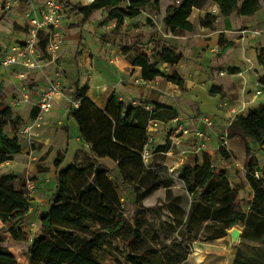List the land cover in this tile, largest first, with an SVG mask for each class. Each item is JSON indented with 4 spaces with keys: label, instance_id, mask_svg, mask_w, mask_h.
<instances>
[{
    "label": "crops",
    "instance_id": "1",
    "mask_svg": "<svg viewBox=\"0 0 264 264\" xmlns=\"http://www.w3.org/2000/svg\"><path fill=\"white\" fill-rule=\"evenodd\" d=\"M241 2L242 0L238 1L239 4ZM163 3V0L159 2L157 10L154 7L155 13L148 12L151 11V6H148L135 19L120 21H109L106 12L97 11L85 24L80 23V15L70 13L66 8L63 11L61 26L58 28L61 34L63 33L62 46L57 47V53L47 48V54L51 59L41 61L42 70L28 71L26 80L19 83L13 80L12 73L25 70L22 66H0V83L3 85L0 113L6 112L10 121L15 122L18 119L23 125L21 128L31 121L30 114L40 92L50 83L60 82L61 87L70 90L69 93L65 91L66 94L61 91L63 98L53 96V108L42 122L45 131H50L40 134L42 136L40 138L29 140L28 147L20 142L21 153L15 158L25 160L28 169L26 174L37 173L33 162L42 151L48 153V160L56 153L65 151L67 162H72L77 155L89 157L90 147L81 137L75 120L69 116V104H73L71 92L76 86L86 87L85 97L100 109H103L109 98L115 95L126 107L143 106L147 110H152L155 105H161L174 110L177 113L175 118L167 121L154 120L157 123L156 130L149 136L147 134L148 140L143 150L149 153L150 150L155 151L157 147L168 145L166 152L170 153L168 156L155 153L154 155L162 157L160 163L167 166V170L168 167H172L179 173L185 167L202 166L204 160L208 159L212 168L226 172L231 187L238 188V200L252 201L253 191L245 179L244 147L238 139H227L225 132L235 117L245 116L248 110L264 103V87L259 85L263 67L258 64L260 51L263 50L264 54V8L252 16L232 13L223 18L217 4L207 1L200 9L193 8L187 19L194 25L193 32L176 37L172 36L162 23L167 8ZM0 5L2 6L0 60H2L14 55L13 49L24 41L30 31L26 25L29 26V20L35 16H40L43 0L21 2L0 0ZM207 14L216 17L212 29L198 25V20ZM102 18L106 19L104 25H107V30H102L97 24V20ZM151 39L167 43L182 56L175 70L184 81L183 89L162 77L145 82L141 78V69L132 67L125 61L121 46H130L138 42L145 47ZM159 70L162 74L169 72L165 64H162ZM26 81L29 85L24 87ZM211 87L219 90V93H209ZM77 107L78 104L75 108ZM200 116H209L214 121V127L208 133L205 142L206 150L191 151L187 155V162L179 165L180 154L193 150L195 142L193 130L197 127ZM219 142H223L228 154L227 159L219 154ZM247 143L251 149L250 141L247 140ZM33 145H42V148L37 152L32 148ZM256 145L257 150L264 152V143ZM149 159L151 160L150 155ZM252 159L256 164L257 159L254 157ZM100 161L108 170L115 169V164L107 158ZM150 163L153 165V162ZM43 167L47 168L48 176L36 181L37 190L38 186L41 190L36 191L31 197L27 218L22 225L25 227L28 223L34 222L32 235L31 230L23 228L28 234L27 248L40 233L39 214L48 211L49 200L56 187L57 170L53 165ZM61 168H65L64 164ZM1 172L18 175L11 170V166L5 167ZM257 174L261 176V173ZM9 241L16 244L10 237ZM225 241L226 237H223L212 243H199L201 245L194 247L193 263L209 264L208 256L214 251L222 253L225 250ZM231 259L232 262L233 255Z\"/></svg>",
    "mask_w": 264,
    "mask_h": 264
},
{
    "label": "trees",
    "instance_id": "2",
    "mask_svg": "<svg viewBox=\"0 0 264 264\" xmlns=\"http://www.w3.org/2000/svg\"><path fill=\"white\" fill-rule=\"evenodd\" d=\"M160 1L94 0L87 7L72 6L69 12L80 15L81 24L87 23L97 11L106 12L109 21H120L135 19L151 5L157 10ZM207 1L217 4L223 18L232 13L252 16L264 7V0H242L240 4L237 0H178V3H172L166 8L162 20L165 29L176 37L193 32L194 25L187 19L193 8L200 9ZM215 19V16L207 14L203 19L198 20V25L212 29ZM43 47L44 45L41 49ZM121 53L129 65L141 69L143 81L151 82L157 77H162L165 81L183 89L184 81L175 70L182 56L167 43L159 39H151L144 47L136 42L130 46H121ZM162 64L167 65L169 70L167 74L160 72L159 67ZM258 64L263 67L259 85L264 87L263 50L259 53ZM86 90V87H75L73 99L78 103V107L71 115L78 125L81 137L90 147V153L97 151L99 157L118 156L119 152L117 153L116 150L124 148L130 154L131 164L139 170L141 153L148 140L146 132L148 122L167 121L175 118L177 113L161 105H155L152 110H147L143 106L126 107L115 95H112L105 107L100 109L85 97ZM209 93H219V90L211 87ZM2 100L3 85L0 83V108ZM3 115L4 112L0 113V165L21 153V144L17 135L8 136L4 131L1 121ZM16 121L19 122L18 119ZM225 137L238 139L244 147L245 179L253 191V199L250 202L238 200V188L231 187L226 172L212 168L208 159L204 160L202 166L185 167L177 179L191 199L186 215V228L202 230V240L212 241L225 237L228 230L240 225L243 229L232 264H264V175L251 160L247 143V140L258 145L264 143V103L248 110L245 116L235 117L227 127ZM167 150L168 145L160 146L154 153L163 155ZM219 154L224 159L228 158L223 146L219 147ZM65 155L66 151L58 153L53 161V166L57 170L55 191L50 197L48 211L39 214L40 233L27 248V262L28 264H104L96 257L103 251L104 235L116 236L127 229L126 220L121 212L104 216L102 211L106 209H101L97 201H94L97 197V200L105 198L108 201L109 193L102 188L105 181L109 182L106 177L109 170L104 167L99 168L100 174L94 175L92 181L86 183L78 194H72L69 191L66 175L71 169L80 172L83 167L78 168L76 164H70L61 168ZM116 164L122 178L127 179L122 169L123 163L118 160ZM149 167L150 169L142 168L136 182H132L138 193H140L139 188H142L138 200L145 199L159 189L167 190L172 186L171 180L164 182L160 179V173L168 171L165 166L161 163H153ZM255 173H261V176L256 178ZM150 177L151 179H148ZM79 182L81 181H77ZM106 186L107 184L105 188ZM81 195L90 196L89 205L87 202L83 204ZM102 201H99V204L104 206L106 202L104 199ZM29 206L30 199L25 192V178L12 173H3L0 170V264H19L2 244L4 236L10 237L15 242L28 241V234L23 230L22 225ZM140 221L136 218L135 228L129 230L132 244L138 240V230L143 227ZM127 264L144 263L131 259Z\"/></svg>",
    "mask_w": 264,
    "mask_h": 264
},
{
    "label": "rangeland",
    "instance_id": "3",
    "mask_svg": "<svg viewBox=\"0 0 264 264\" xmlns=\"http://www.w3.org/2000/svg\"><path fill=\"white\" fill-rule=\"evenodd\" d=\"M21 1L23 0H19V2ZM163 1V5H166L168 7L170 4L176 3L177 0ZM148 12L155 13L153 5H151V11ZM66 14L68 15V13H65V15ZM105 22L106 19L103 18L97 20V24H99V27L104 25ZM152 25L154 24L152 23ZM120 27L122 26H117V28ZM26 28L29 29V26L26 25ZM58 28H60V26ZM53 35H56V37H53ZM62 43L63 33L61 34V31L59 29L52 30L50 33L37 32L35 39V46L38 50L37 58L41 61L51 59V56L47 54V48H50V46L52 45V48L50 50H54L57 53L58 51L56 47L62 46ZM43 45L44 47L43 49H41ZM56 61L58 60L56 59ZM26 85H29L28 81L23 84L24 87H26ZM57 88L60 92L62 91L63 94H66L65 91H68V93L70 91L61 87L60 82L57 83ZM74 93L75 88L70 95H72V101L76 102L73 99ZM63 94L61 95V98H63ZM40 101L41 97L39 96L36 105L33 107V111L30 114L31 121L28 123L30 127L32 126V132L35 134H33V136L31 137H28L26 139V143L23 142L25 138L22 137L20 141V136L18 137L19 142H21L25 147L29 146V140L40 138L42 137L40 136V134L48 133L50 131L46 130V132L43 128V118H45V116L49 113L43 114L39 111L38 104ZM75 109L77 108H75L73 104H69L70 117H72L71 114ZM7 115L8 114L4 112L5 117L1 118L5 133L8 136L14 135L12 134V132L18 134L23 125H21L20 122L17 121H10ZM249 144L252 145V148L250 149V158L251 160H253V157L257 159L256 166L259 170H261L262 175H264V152L257 150V145L254 144V142L250 141ZM32 148L39 152V150L42 148V145H33ZM153 151L154 150L149 151V155L151 156V160H149L153 163H160L162 157L158 155L155 156ZM42 152L38 153V158L33 162V167L37 171L35 175H32V173L29 175L26 174L28 169H26L25 160L23 158L16 159L14 156L11 160L5 161L6 163H8L7 165L4 164L5 162L1 163L0 165V170H4L5 167L8 168L9 166H11V170L16 172L19 176L25 178V185L27 181L35 183L34 189L31 193V197L35 195L34 193L36 191L41 190L39 189V186L37 190L36 181L38 182V179H40L41 177L47 178L48 176L47 168L43 166L53 165V161L57 155L56 153L53 158L48 160V153ZM116 152H119L118 156L109 155V157H99L97 155L98 152L94 151V153L92 152L89 154V157H91L92 159H89L85 155H77L75 159L73 158L72 162H67L68 158H65L63 163L64 167H68V165L70 164H76L78 168L83 167L80 172L73 171L74 169H71L66 175L69 184V191L75 195L78 194V192L83 188L84 185H86V183L92 181L94 175L100 174L99 168H106V165H104L103 162L100 161L102 158H107L113 164H115V169L109 170V172L106 173V177L109 180V182L105 181V185L107 184V188H105V185L102 188L103 191L105 189L109 193V195L107 196L108 201L103 198L106 202L104 203L105 207L103 206V204H99V201L101 202L103 200L102 198L97 200V197L94 201H97V204L99 205V207H101V209H106L102 211V215L104 216L111 215L114 212H121L126 220L127 229H125L123 233L116 236L104 235V248L102 252L96 255L97 259L104 264H112L114 262L127 264V261L131 259L140 260L144 264H194V247L201 245L199 243H212L214 240L203 241L201 237L202 230L195 231L186 228V215L190 208L191 199L183 189L182 184L178 181L177 178H172L168 171L160 173V179L164 182H168L171 180L172 186L167 190L159 189L145 199L138 200V195L142 193V188H139L138 191H140V193H138L132 184L136 182L142 168L150 169L149 165L151 163L150 161L148 164L144 163L141 158V168L138 170L131 164L129 159L130 154L127 153L126 149L119 148V150H116ZM40 154L41 156H39ZM118 160L123 163L122 169L127 175V179L122 178V176L118 172L116 164V161ZM44 161L46 162L43 163ZM96 170H98L97 173ZM81 176L83 177L80 178ZM148 179H151V177ZM77 181L81 182L77 183ZM90 195L96 196L95 194ZM81 196L83 204L87 202V205H89L91 202L90 196ZM31 197L29 198L30 200ZM246 210H248V208ZM25 218H27V215ZM136 218L141 220L140 223H142L143 227L138 230V240L136 241V243L132 244L130 240L129 230L135 228L134 222ZM23 228H26V230H31L30 235H32V230H34V222L28 223ZM234 229L238 230V232L241 234L243 227L240 225H236L227 231L225 236V250H223L222 253H220V251H214L212 255H209L207 260L209 264H232L231 257L233 255L234 259L241 236L239 235L236 241H233L231 230ZM16 244L12 241H9L8 236H4V242L2 246L8 249L13 254L19 264H28L26 258V242H16Z\"/></svg>",
    "mask_w": 264,
    "mask_h": 264
},
{
    "label": "built area",
    "instance_id": "4",
    "mask_svg": "<svg viewBox=\"0 0 264 264\" xmlns=\"http://www.w3.org/2000/svg\"><path fill=\"white\" fill-rule=\"evenodd\" d=\"M94 0H43V10L40 13V16H35L29 20V33L25 37L24 41L21 42L19 46L13 49L15 52L14 55L7 56L0 60V66L2 67H11V66H22L25 70L16 71L12 73L13 80L17 82H23L26 80L28 71H40L43 68L41 60L37 58L38 50L35 46V39L37 32H48L52 30H57L62 23L63 11L72 6L87 7L91 5ZM178 3V0L176 1ZM67 6V7H65ZM0 10L2 6L0 5ZM102 30H107V26L102 25ZM56 37V35H53ZM52 45L50 46V49ZM57 48V47H56ZM54 49V47H53ZM61 96V92L57 88V84L50 83L46 88L40 92L41 101L38 104L39 111L43 114H47L52 109L53 96ZM77 102H73V105L76 107ZM157 123L155 121H149L146 132L148 136L156 130ZM214 121L213 118L209 116H200L198 118L197 127L193 130L194 144L193 150L180 154L178 158V164L183 165L187 162V155L193 152H204L206 150V140L208 138V133L213 129ZM32 126H24L20 129L18 136L20 137H31L33 136ZM223 146V142H219V147ZM170 153H165L168 156ZM141 158L144 163H147L149 159V153L146 150H143L141 153ZM165 166V165H164ZM167 167V166H166ZM168 172L172 178H177L179 172L175 168L168 167ZM255 177L259 178L258 174L255 173ZM35 183L27 181L25 185V192L27 197H31V193L34 189Z\"/></svg>",
    "mask_w": 264,
    "mask_h": 264
},
{
    "label": "water",
    "instance_id": "5",
    "mask_svg": "<svg viewBox=\"0 0 264 264\" xmlns=\"http://www.w3.org/2000/svg\"><path fill=\"white\" fill-rule=\"evenodd\" d=\"M239 235H241L238 230H231V236L233 238V241H236L237 237H239Z\"/></svg>",
    "mask_w": 264,
    "mask_h": 264
}]
</instances>
